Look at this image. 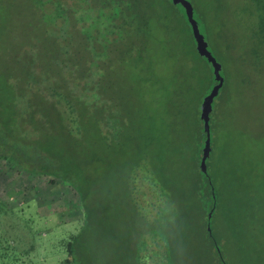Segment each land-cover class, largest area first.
I'll return each instance as SVG.
<instances>
[{
    "label": "trees",
    "instance_id": "1",
    "mask_svg": "<svg viewBox=\"0 0 264 264\" xmlns=\"http://www.w3.org/2000/svg\"><path fill=\"white\" fill-rule=\"evenodd\" d=\"M255 1L264 43V0ZM198 58L217 85L185 9L171 0H0V165L51 177L79 197L82 225L66 244L65 264L177 262L171 251L162 255L160 228L135 199L128 216L126 199L157 196L167 167L186 159L197 174L194 187L215 200L207 169L212 141L201 169L202 110L193 117L199 132L192 145H180L167 121L176 96L172 69ZM209 124L212 134L211 116ZM206 232L212 245L202 264H225Z\"/></svg>",
    "mask_w": 264,
    "mask_h": 264
},
{
    "label": "rangeland",
    "instance_id": "2",
    "mask_svg": "<svg viewBox=\"0 0 264 264\" xmlns=\"http://www.w3.org/2000/svg\"><path fill=\"white\" fill-rule=\"evenodd\" d=\"M190 1L206 44L223 68L224 85L210 114L212 153L207 163L216 198L212 201L204 189L194 187V164L184 159L164 171L157 196L151 191L140 201L134 195L126 199L128 216L135 199L147 212V222L160 228L162 255L168 259L172 252L175 264L206 262L203 255L212 245L207 230L225 264H264V43L257 3ZM194 64L182 61L172 69L176 96L169 100L167 121H174V139L180 145H192L198 136L193 117L201 115L202 102L215 86L210 66L200 58ZM156 109L162 113L163 105L157 103ZM52 181L1 162L0 203L6 209L0 210V264H65L66 244L78 233L82 213L73 189Z\"/></svg>",
    "mask_w": 264,
    "mask_h": 264
},
{
    "label": "water",
    "instance_id": "3",
    "mask_svg": "<svg viewBox=\"0 0 264 264\" xmlns=\"http://www.w3.org/2000/svg\"><path fill=\"white\" fill-rule=\"evenodd\" d=\"M171 2L174 6L181 5L185 9V11L188 15L189 23H190L192 30H193V36H194V39L196 42L197 51L199 52L200 55H202L208 59V61L210 62L211 66H212L213 75L215 76L216 81L218 82V84L214 86L210 95H208V96H206V98H204L202 105H201V110L203 112V115H204V118L206 121V131H207V139L205 142L204 155H203V159L201 162V169L205 173L207 171L206 170V162H207V159H208L210 151H211V141H212L211 128H210V124H209L210 123V114L212 111V105H213L214 99L217 95V92L223 85V79H222L223 68L221 65H219L216 62L215 58L213 57L212 53L210 52V50L206 44V41H205V39L201 33L200 25L197 23V21L195 20V18L193 16V8H192L191 4L186 0H171Z\"/></svg>",
    "mask_w": 264,
    "mask_h": 264
}]
</instances>
